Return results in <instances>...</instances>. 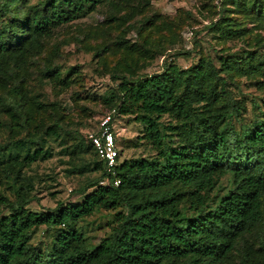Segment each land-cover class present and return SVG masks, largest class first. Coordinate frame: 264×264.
<instances>
[{
	"label": "trees",
	"instance_id": "trees-1",
	"mask_svg": "<svg viewBox=\"0 0 264 264\" xmlns=\"http://www.w3.org/2000/svg\"><path fill=\"white\" fill-rule=\"evenodd\" d=\"M24 2L0 0L2 81L16 74L25 63V55L32 56L39 50L54 28L86 16L99 5L116 9L122 2L125 11L119 21L133 25L129 21V0H40L23 8ZM143 4L138 5L143 8ZM248 4L256 12L252 20L261 23L263 0ZM140 25L137 34L158 24L149 17ZM225 31L242 34L243 29L227 25ZM143 36L138 47L124 42L115 45L123 44L121 52L125 57L131 56V45L139 56L152 58L150 47L138 50L144 44H153ZM108 49V45H101L95 55ZM118 49L119 46L113 50ZM247 54L240 60L238 56L223 59L219 69L200 57L186 68L168 63L150 75H111L118 83L113 93L104 98L107 109L114 108L115 116L130 115L142 124L141 138L156 153L148 158L120 160L117 146V163L111 174L105 171L88 140L84 145L77 144L79 152L91 150L95 156L91 163L77 167V172H98L95 179L76 190L81 196L79 202H57L45 211L27 208L35 196L30 194L32 183L22 170L33 161L49 158L50 152L42 148L41 133L36 138L12 141L11 153L4 151L8 143L0 145V171L5 184L0 190V264H219L236 240L248 234L255 236L257 248L264 252V112L249 126L243 124L235 129L232 119L240 117V110L225 87V78L219 74H232L250 58L251 54ZM46 76L63 87L69 83L57 71L47 72ZM10 90L9 98L0 95V108L10 115V126L20 130L28 123L29 115L19 109L18 83L13 81ZM214 102L219 103L217 112L208 109ZM163 114L179 117L178 126L167 127L179 131L176 146H163L164 133L159 128ZM57 127L53 121L43 127L42 134L52 135ZM225 175L229 186L221 195L212 197V189ZM115 178L117 185L113 184ZM100 181L105 182L99 184ZM7 189L11 196L4 193ZM118 206L123 211L115 214L107 235L97 244L87 245L77 222L95 210L109 211ZM38 226L54 230L44 247L30 242ZM249 252V248L242 249L237 264H264L255 262Z\"/></svg>",
	"mask_w": 264,
	"mask_h": 264
},
{
	"label": "rangeland",
	"instance_id": "rangeland-1",
	"mask_svg": "<svg viewBox=\"0 0 264 264\" xmlns=\"http://www.w3.org/2000/svg\"><path fill=\"white\" fill-rule=\"evenodd\" d=\"M38 1L25 0L23 8ZM128 3L132 5L129 20L133 22L132 27L119 21V15L125 11L122 2L116 9L115 6L99 5L86 16L54 28L39 50L33 51L32 56L25 55V63L14 76L7 75L5 81L0 79V95L6 99L12 95V82L18 83L19 109L23 115H29L28 123L17 130L9 124L10 115L0 108V145L8 143L9 147L4 151L11 153L14 150L11 142L16 139L36 138L35 135L41 133L42 148L50 152L49 158L33 161L22 170L32 183L30 194L35 196L26 206L30 210L45 211L57 202H79L81 196L76 190L98 176L96 171L77 172V167L91 163L95 156L91 150L79 152L76 146L85 144L86 133L95 130L100 115L108 108L104 98L113 93L118 83L111 75H150L168 63L186 68L196 64L200 57L209 59L219 69L223 59L238 56L240 60L250 53V58L242 61L232 74H219L225 78V87L240 110V117L232 119L235 129L243 124L249 126L264 112V15L259 16L261 23L254 22L251 17L256 12L248 4L256 5L258 0H129ZM142 3L143 8H140ZM112 15L114 18L109 19ZM149 17L158 24L157 27L137 34L141 21ZM227 25L232 29H243L242 34L227 33ZM143 35L153 44H144L138 50L142 52L143 47H150L152 58L139 56L137 48L131 46H141ZM115 42L131 44L128 48L131 62L130 57L121 52L123 44L115 45ZM104 44L108 45V51L95 55V50ZM118 46V50H113ZM56 71L68 78L66 87L46 76L47 72L53 74ZM219 103L214 102L208 109L217 112ZM21 117H17L19 121H22ZM53 121L58 126L56 132L42 134L43 127ZM159 122L164 133L163 146H176L179 131H170L167 127L178 126L179 117L163 114ZM112 125L120 160L155 155L156 149L150 148L141 138L143 125L132 116L118 114ZM1 173L0 190L5 187ZM229 182L228 175L221 177L210 195L215 197L224 193ZM90 190L88 188L87 192ZM4 193L11 196L8 189ZM122 211L119 206L109 211L99 209L80 219L76 226L85 243L89 246L97 244L114 225L115 214ZM6 212L2 210V214ZM53 232V229L38 226L32 231L30 242L44 247L50 243ZM248 235L238 238L229 255L219 264H237L239 254L245 248H249L255 262H264V252L257 248L255 236Z\"/></svg>",
	"mask_w": 264,
	"mask_h": 264
},
{
	"label": "built area",
	"instance_id": "built-area-1",
	"mask_svg": "<svg viewBox=\"0 0 264 264\" xmlns=\"http://www.w3.org/2000/svg\"><path fill=\"white\" fill-rule=\"evenodd\" d=\"M115 109H107L102 113L97 121L96 128L85 135V139L91 143L96 155L102 159L105 171L113 174V168L116 165L117 144L115 142V132L113 131V119ZM105 181H100L103 184ZM118 179L113 180L117 185Z\"/></svg>",
	"mask_w": 264,
	"mask_h": 264
}]
</instances>
